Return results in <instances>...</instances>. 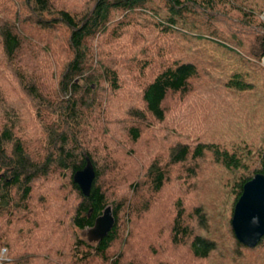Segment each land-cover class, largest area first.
<instances>
[{
    "label": "trees",
    "instance_id": "trees-1",
    "mask_svg": "<svg viewBox=\"0 0 264 264\" xmlns=\"http://www.w3.org/2000/svg\"><path fill=\"white\" fill-rule=\"evenodd\" d=\"M150 28L168 41L158 63L134 53L126 67L107 50ZM30 30L64 48L49 93V56L22 53ZM263 58L264 0H0V264H146L115 251L120 216L149 212L168 187L169 238L188 264H264V236L249 247L232 227L245 183L264 174ZM196 85L207 128L167 106ZM120 130L134 144L153 137L144 159ZM88 159L85 196L73 178ZM119 174L115 225L90 244L77 230L95 224L110 202L102 180ZM54 187L66 192L43 194Z\"/></svg>",
    "mask_w": 264,
    "mask_h": 264
},
{
    "label": "rangeland",
    "instance_id": "rangeland-1",
    "mask_svg": "<svg viewBox=\"0 0 264 264\" xmlns=\"http://www.w3.org/2000/svg\"><path fill=\"white\" fill-rule=\"evenodd\" d=\"M46 36L47 33L43 31L30 30L29 32H26V35H24V38L22 39V53L30 54L33 58H38L39 60L45 59L47 55L49 56V58L53 62L48 63L47 68L49 70H47L45 74L48 84V88L45 91L49 93L52 87L57 83L59 74L55 72L56 69H58V63L64 56L65 52L63 47H61L60 49L59 45L55 43V41L57 40L56 37L53 38L51 35H48L49 38H47ZM57 38L62 43V40L64 38L63 35L60 34L57 36ZM51 42L55 43V53L52 51V46L50 44ZM197 43L204 45L206 43V40H197ZM167 44L168 41L161 32L152 28L147 30L137 29L132 30L121 40L112 42L110 46L107 47V50L112 51L113 54L116 55L115 59L120 61L121 64H124V66L126 67H130L134 63L133 59H131V55H133L134 53L137 55L136 58H139L138 56H144V58L149 57L155 60V63H158L160 55L158 56L156 52L159 47L165 48ZM216 47V45H211L207 49L212 51V48ZM262 63L264 65V58ZM147 75L148 77L152 75L151 69L147 71ZM197 87L198 85L195 86V89L192 91V93L171 96L168 100L167 106L170 112V116H178L182 112V114L187 115L189 119H192L193 122L198 123L200 127L204 126V128H207L204 118L206 110L202 108L203 99L202 97H200L201 91H196ZM123 94L124 91L119 94V104H122L124 100L127 99L126 96L123 97ZM215 124L217 125V127L219 126L222 129V126L219 125L220 123H217L215 121ZM152 138L153 137L149 134H144L139 142L137 144H134L128 140L123 131L120 130L117 134V140L124 143V146L128 151L132 152L134 149H137L142 159H144V156H147ZM136 167L137 166H133V168L130 170L134 171ZM130 170H128V172H130ZM134 172L137 171L135 170ZM120 174L116 175L113 178H110L108 175H106L102 180L105 186H109L110 188L108 197L110 202L108 206L110 205L112 209H114V205L112 202L118 199L120 196L126 194L125 187L123 186V180L120 178ZM170 191L171 188L168 187L165 192H163L159 204L154 206L149 212H144L141 215H138L136 213H133L132 215L126 213L121 214L120 221L124 224V234L117 244V247L115 249L116 252L123 251L126 254V258L135 259L141 263L146 264L189 263L190 259L187 249L183 246L173 245L169 238L170 214H168L167 211H170L172 200H174L172 196H170ZM63 192H66L65 189L54 187L51 188L49 192L46 188L43 194L48 195V193H50L53 199L55 196H61L60 194ZM43 194L41 193V195ZM71 197L75 198V195L72 194ZM88 228L77 231L78 235L84 241L90 243L87 235ZM58 236L59 242H64V238L68 237V233L63 231L60 235L58 234ZM65 251H67V254V247H65ZM5 252L2 250L0 257L3 256Z\"/></svg>",
    "mask_w": 264,
    "mask_h": 264
},
{
    "label": "water",
    "instance_id": "water-1",
    "mask_svg": "<svg viewBox=\"0 0 264 264\" xmlns=\"http://www.w3.org/2000/svg\"><path fill=\"white\" fill-rule=\"evenodd\" d=\"M96 171L90 159L84 168L74 174V182L85 196L90 195ZM113 209L109 205L87 230L88 239L98 242L106 237L115 225ZM233 230L243 244L255 247L264 236V174L258 173L244 185L232 218Z\"/></svg>",
    "mask_w": 264,
    "mask_h": 264
},
{
    "label": "built area",
    "instance_id": "built-area-1",
    "mask_svg": "<svg viewBox=\"0 0 264 264\" xmlns=\"http://www.w3.org/2000/svg\"><path fill=\"white\" fill-rule=\"evenodd\" d=\"M3 251L5 252V249H3Z\"/></svg>",
    "mask_w": 264,
    "mask_h": 264
}]
</instances>
